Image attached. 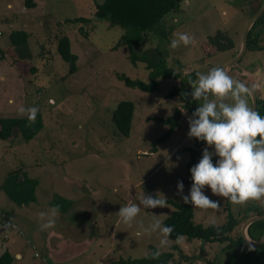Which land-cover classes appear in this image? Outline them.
<instances>
[{
	"label": "rangeland",
	"instance_id": "rangeland-1",
	"mask_svg": "<svg viewBox=\"0 0 264 264\" xmlns=\"http://www.w3.org/2000/svg\"><path fill=\"white\" fill-rule=\"evenodd\" d=\"M102 1L35 0L36 6L29 9L25 0H0V117H24L27 113L21 108L36 107L44 124L30 142H24L16 129L8 140H0V185L10 172H18L21 179L26 174L38 180L37 201L26 206H18L0 190V220L5 215L9 217L17 229V238L35 242L40 250L43 241L54 245L56 256L52 251L51 257L42 254L39 259L46 264H122L123 260L144 257L149 245L158 253L173 252L175 259L170 264H207L211 260L221 264L226 256L222 252L225 244L182 238L161 246L158 233L144 231L153 220L163 221L170 215L173 207L169 204L164 208L141 207L131 226L123 224L117 215L120 206L138 204L143 194L183 202L176 195V183L187 178L189 153L185 149L195 148L202 153L205 146L198 147V141L187 136L188 118L201 101L189 102L188 97L185 104L179 96H167L173 87H180V79H161L153 93L127 88L119 75L148 82L149 71L142 62L132 64L127 47L111 49L123 30L93 20L84 25L65 22L77 17L93 18L95 5ZM254 6L253 0H183L134 51L138 55H160L171 67L182 64L185 79L191 71L196 72L190 78L194 82L197 73L206 74L213 67L223 69L233 53L238 54L242 27L251 19ZM14 31L28 34L25 51L11 45L10 34ZM218 31L235 41V49L205 55L202 44ZM178 33L189 34L192 42L170 48V41ZM63 36L69 38L71 51L78 57V69L73 75L67 74L68 65L57 53V42ZM237 67L251 73L250 79L241 77L249 87L257 85L256 97L263 101L264 50L246 51L230 72L236 74ZM186 85L187 80L184 90L190 93L191 87ZM245 99L251 107L248 94ZM123 100L135 105L128 138L117 133L111 119L112 111ZM224 102L233 103L230 96ZM178 109L180 127L157 145L156 152H150L152 141L170 127L153 118L170 117ZM183 184V194L187 195L189 188L184 181ZM203 194L216 201L218 207L192 206L196 223L220 225L225 222L227 208L232 212L237 209L238 204L213 195L207 186ZM55 195L73 204L67 216L54 217L53 227L41 229L44 220L39 213L44 212L47 218L54 209L50 201ZM54 233L56 238H51ZM100 238V244L107 245L102 254H107L106 259L113 257L110 263L96 251V239ZM90 239L91 247L85 246ZM58 243L60 246H55ZM174 244L178 246L176 250L171 249ZM82 254H88L91 262ZM181 254L195 260L181 261ZM60 255H64V261H56Z\"/></svg>",
	"mask_w": 264,
	"mask_h": 264
},
{
	"label": "trees",
	"instance_id": "trees-1",
	"mask_svg": "<svg viewBox=\"0 0 264 264\" xmlns=\"http://www.w3.org/2000/svg\"><path fill=\"white\" fill-rule=\"evenodd\" d=\"M183 0H103L102 3L95 5L93 18L77 17L74 19H66V23L72 24H88L90 22H107L109 27H120L123 30L118 42L111 48L117 50L119 47H127L129 53V60L132 64L137 61L146 64V69L149 71V81H140L126 78L123 74L119 75V79L124 82L125 87L136 89L145 93H153L158 90L161 79L179 80L181 85L179 88L173 87L168 93V98L179 96L180 100L185 104L187 98L182 93H185V81L187 80L188 87H191V77H194L196 72L191 71L188 78L183 77L184 66L177 64V68L167 65L165 59L160 55H149L147 52H142L138 55L134 48L138 47L146 40V35L153 31L159 25L162 18L171 12H175ZM255 2L254 15L260 8L263 0H253ZM25 5L29 9H33L36 4L35 0H25ZM80 33L86 36L87 34L82 28ZM207 42L202 44V50L205 55H211L213 52H224L234 50L235 41L225 32H216L215 35L207 38ZM11 45L22 47L20 49L26 50L28 42V34L23 31H14L10 34ZM254 51L264 50V12L256 20L251 27L248 39L247 49ZM57 53L60 58L68 65V75L76 73L78 66V57L72 53L71 44L68 37L63 36L57 42ZM236 53V52H235ZM233 53L232 57L235 56ZM30 58V57H29ZM241 60V59H240ZM240 60L238 62H240ZM67 75V76H68ZM135 105L132 101H120L111 113V119L117 133L124 138H128L132 129V122L134 117ZM256 111L264 116V100L257 98ZM180 110L167 118L155 117L153 120L161 125H168L169 130L163 133L160 137L152 141V149L150 152H156L158 144L167 141L175 128H179L178 119L180 117ZM43 119L39 112L36 113L35 121L29 122L27 115L24 117H0V140H8L13 130L16 129L24 142H30L43 129ZM198 147L205 146L202 141H198ZM189 153V161L186 166L187 178L184 183L190 188V172L189 169L196 163L197 157L201 158V152L197 149H185ZM215 157H213V162ZM21 179L18 172H10L0 185V190L12 202L21 205H28L36 203V188L38 180L29 178L26 174L22 175ZM167 204L173 207L172 212L162 222L164 225H171L172 233L168 240L176 242L184 238L186 241L199 240L204 243H218L225 244L222 252L226 254L221 264H264V243L257 246H250L246 244L241 235V225L251 217L264 215V198L260 200H248L243 204H238L235 212L227 208V216L225 222L220 225L209 224L204 226L194 221V209L190 204L183 202H176L166 200ZM72 201L65 199L59 195H55L50 201V205L54 208L58 206L59 214H66L72 206ZM235 213V214H234ZM2 221V220H1ZM11 221V219H10ZM264 235V220H259L252 223L247 228V236L252 241H258ZM178 248L177 244L171 246L172 250ZM157 250L153 245H149V253L139 259L123 260L122 264H170L174 262V253L160 252L156 254ZM184 260L191 263L195 260L186 255L181 254V261ZM13 258L7 250L0 254V264H11ZM174 264H179L175 262ZM207 264H217L215 260L208 261Z\"/></svg>",
	"mask_w": 264,
	"mask_h": 264
},
{
	"label": "clouds",
	"instance_id": "clouds-1",
	"mask_svg": "<svg viewBox=\"0 0 264 264\" xmlns=\"http://www.w3.org/2000/svg\"><path fill=\"white\" fill-rule=\"evenodd\" d=\"M192 39L187 33H178L169 47L175 49L181 44L189 45ZM190 85L191 92L182 95L191 97L189 102H201L188 118L187 136L202 141L205 147L199 161L189 169L191 184L188 194H183V181L178 180L176 195L184 204L202 209L218 207L216 201L203 194L205 186L213 195L224 197L233 204L264 198V116L250 107L245 99L251 89L233 80L219 67L210 68L206 74L197 73V79ZM226 96H230L233 103L224 102ZM20 111L27 113L29 122H34L38 109L29 107ZM166 206V198L143 194L138 204L120 206L117 215L123 224L131 226L141 207ZM57 213L58 206L47 214L46 219L44 212L39 213L44 220L41 229L53 227ZM144 231L158 233L160 245L165 246L173 228L155 219ZM179 239L177 237V241Z\"/></svg>",
	"mask_w": 264,
	"mask_h": 264
},
{
	"label": "crops",
	"instance_id": "crops-1",
	"mask_svg": "<svg viewBox=\"0 0 264 264\" xmlns=\"http://www.w3.org/2000/svg\"><path fill=\"white\" fill-rule=\"evenodd\" d=\"M252 14H253V12H252ZM251 16H253V15H251ZM247 22H248V19H247L245 25L242 27L243 30H244ZM240 31H239V33H240ZM242 34H241V42H242ZM236 38L237 39L239 38V34H237ZM234 70H237L236 74H232L230 72V68L227 70L228 74L231 77H233V78H236V79H238V80H240V81H242L244 83H246V82L242 79L241 75L244 76V77H247L249 79L251 78V73L247 72V70H245V69H242V68L239 69L237 67V68H234ZM250 87L254 91V93L257 92L254 86H250ZM57 215L58 216H61V215H64V216L66 215L67 216V213L66 214L57 213ZM1 220H0V254L4 250H7L9 252L10 256L13 258V261H12L11 264H46V261L44 259H41V260H39V259L41 258L42 254H44L47 257H51L50 253L54 250V245L51 246L46 241H43L42 242L43 250H40V248H37L38 245L35 242L24 240V239L20 240V239L17 238V235H16L17 229L13 228L14 225L11 224V221H10L9 217H7L5 215V216H3V219H1ZM50 236H51V238H52V236H53V238H56V233L51 234ZM46 237H48V236H46ZM84 240H86V238ZM92 240L93 239H90L89 241H86L85 242V246L86 245H88V246L90 245V247H91ZM96 240L98 242V247H99V248H97L96 251H98V253H101V255H102L100 258H102L103 261L107 260L110 263L112 261L113 257L109 258V259H111L109 261L108 258L106 259V255L107 254H102V251H104L105 250L104 248H106V246H107V245H104V243L100 244V241H103V238L96 239ZM55 246H60V243L56 244ZM84 250H85V248H84ZM90 251H91V249H90ZM36 252H38V253H36ZM53 253L55 255V251H53ZM55 256H54V258H55ZM70 256H72V255H70ZM83 256H85V258H87V260L90 261V257H89L88 254H84V255L82 254V257ZM64 259H65L64 255L63 256L60 255L56 259V261H59V260L60 261H64Z\"/></svg>",
	"mask_w": 264,
	"mask_h": 264
},
{
	"label": "water",
	"instance_id": "water-1",
	"mask_svg": "<svg viewBox=\"0 0 264 264\" xmlns=\"http://www.w3.org/2000/svg\"><path fill=\"white\" fill-rule=\"evenodd\" d=\"M264 12V0L260 6V8L256 11V13L251 17V19L247 22L244 30H243V34H242V43H241V48L240 51L238 52L237 55H235L231 61H229L228 63H226V65L223 67V70L226 72V74L228 76H230L227 72V70L235 65L245 54L246 49H247V39H248V34L249 31L251 29V27L253 26V24L256 22V20L261 16V14ZM231 77V76H230ZM233 80L238 81L240 83H243L246 87H248L249 89H251V87H249L246 83L231 77ZM250 96L251 99V104H252V108L256 111L257 108V97L254 93V91L251 89L250 93L248 94ZM259 220H264V215L261 216H254L249 218L248 220H246V222L243 224L242 229H241V235L244 238L246 244L250 245V246H257V245H261L262 243H264V235L262 236V238L258 241H252L248 238L247 236V228L254 222L259 221Z\"/></svg>",
	"mask_w": 264,
	"mask_h": 264
}]
</instances>
